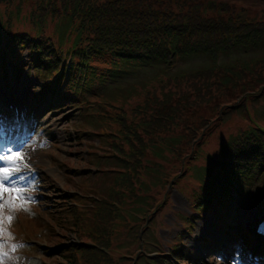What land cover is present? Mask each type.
<instances>
[{
	"label": "rangeland",
	"instance_id": "1",
	"mask_svg": "<svg viewBox=\"0 0 264 264\" xmlns=\"http://www.w3.org/2000/svg\"><path fill=\"white\" fill-rule=\"evenodd\" d=\"M206 1L230 3L229 6L241 10V16L249 21L264 22V0ZM63 2L68 7L69 0H12L6 5L0 4V38H3L0 42L4 37L18 33L48 37L60 47L65 63H68L69 55L65 52L72 45L75 32L73 25L62 18L63 12L59 9ZM40 6L46 8V14L37 29L40 24L37 19L33 24L31 18L42 14ZM51 6L59 10L62 17H52L48 13ZM263 57L264 43L257 49L250 46L232 48L230 52L218 55L216 62L201 54L173 58L169 66L126 67L123 79L92 88L83 83L94 74H79L80 84L75 96L79 100L77 108L67 104L65 98L55 102L46 92L50 84L38 78L31 67H21L16 77L10 73L12 77L6 83L0 78V115L7 119L0 123V140L9 136L7 143L23 149L26 156L23 163L29 167L22 171L35 181L24 192L26 197L30 193L33 198L27 205L30 211L18 209L12 222L6 224L10 233L8 243L20 247L14 252L4 248L2 251L8 252L9 258L4 259L3 264H87L84 255L65 253L68 246L77 250L96 248L104 256L98 264H149L158 258L171 259L172 250L179 247L180 242L190 255L189 264H233L234 261L246 264L242 255L244 242L227 237L225 224L209 219L205 213L196 217L189 200L191 195L198 198L203 194L205 184L209 183L205 180L211 175L209 169L220 159L221 143L252 126L248 120L252 119L254 124L264 128V89L262 95H247L245 103L233 99L216 103L217 108H199V114L212 122L206 128L199 125L190 131L187 135L191 140L190 147L184 144L185 150L178 151L179 157L168 153L162 145L163 134L155 136L159 143L148 149L137 167V174L130 176V190L142 200L141 204L136 203V198L131 199L129 193L124 195V203L119 202L121 197L117 193L121 188L116 192L115 179L129 174L119 162L126 154L114 149L112 142L122 143L114 136L118 126L116 115L123 113L129 118L131 110L144 100L147 92L167 84L170 78L213 64ZM15 58L29 61L25 49L17 51ZM89 66L98 73H109V59L99 62L91 59ZM52 77L53 74L50 79ZM9 103L15 111L8 110ZM48 103L50 107H47ZM240 106L247 110H239ZM122 148L125 150L127 146L122 144ZM252 178L243 175L240 181ZM242 190L243 194H234L229 200V215H234L237 226L245 228V221L249 224L252 214L257 217L264 214V173L242 186ZM103 201L108 203L109 210L113 212V207L125 219L129 216L126 209L140 210L139 213L130 212L138 217L136 223L131 216L125 223L107 221L106 246L98 244L102 235L95 231V213ZM227 203L224 199L223 204L226 206ZM4 213L9 214L7 208ZM186 218L195 221L191 229ZM91 229L97 236L95 240L88 236ZM135 232L139 233V238L135 237ZM202 237L208 240L202 241L205 245L198 244ZM206 243H211L212 248L206 247Z\"/></svg>",
	"mask_w": 264,
	"mask_h": 264
},
{
	"label": "trees",
	"instance_id": "2",
	"mask_svg": "<svg viewBox=\"0 0 264 264\" xmlns=\"http://www.w3.org/2000/svg\"><path fill=\"white\" fill-rule=\"evenodd\" d=\"M10 1L0 0V3L6 5ZM39 8L42 13L39 17H44L46 8ZM59 10L63 12V17L75 24L76 37L69 50L72 62L66 68L69 76L66 96L71 104L77 100V77L85 67L87 73L94 74L86 81V86L90 88L95 85L94 79L100 84L108 77L122 78L127 65L144 67L168 64L174 57L198 54L207 55L214 62L219 54L230 52L232 48L250 46L257 49L264 43L263 21H249L241 16L242 11L237 13L232 6L213 1L69 0L68 7L63 2ZM59 10L51 6L48 13L52 17H62ZM22 49H25L30 64L41 77L44 76L46 83L55 82L63 76L65 64L62 50L46 39H33L24 34L7 38L4 46L0 47V67L3 71L4 65L13 63L9 58L5 60L7 53L8 57L12 56L15 60L14 70H19L15 53ZM74 59L77 60L75 63ZM91 59L96 62L109 59V74L96 75L94 68L88 65ZM52 74L55 77L51 80ZM72 74L76 76L71 78ZM262 89L264 57L260 60L211 65L174 76L167 84L147 92L144 100L131 110L129 118L123 113L117 114L115 121L118 126L114 136L119 137L122 143L113 141L112 147L126 154L119 158V162L125 173L129 174L115 179L118 186L116 192L121 188L117 193L121 197L119 202L124 203L123 197L129 193L131 199L136 198V203H142L130 190V176L137 174V167L148 149L159 143L154 139L155 136L163 134L162 145L168 153L179 157L178 151L185 150L184 144L190 147L191 140L187 139L190 131L196 130L199 125L206 128L212 122L199 114V108H217L216 103L233 99L245 103L247 95H262ZM242 107L239 110H247ZM248 122L252 126L240 130L226 142H220V159L209 169L212 174L210 182L203 188L200 198L196 199L198 210L219 204V199L229 194L232 181L241 174L250 175L255 169H264V128L254 124L252 119ZM122 144L127 146L125 150ZM153 148L157 149L158 146ZM107 204L103 201L95 213V231L102 235L98 237L100 246L107 245V221L125 223L131 216L137 222L138 217L130 212L140 211L138 208L126 209L129 216L126 215L125 219L113 207V212L109 210ZM135 234L138 238V233ZM88 236L92 240L97 238L92 229ZM68 247L71 254L77 250ZM77 253L86 257L87 264H98L100 257L104 258L96 248H82ZM186 261L187 252L176 247L172 250L171 259L158 258L150 264H184Z\"/></svg>",
	"mask_w": 264,
	"mask_h": 264
},
{
	"label": "snow or ice",
	"instance_id": "3",
	"mask_svg": "<svg viewBox=\"0 0 264 264\" xmlns=\"http://www.w3.org/2000/svg\"><path fill=\"white\" fill-rule=\"evenodd\" d=\"M25 159L22 148H17L10 143L0 144V264H3L4 259L9 258L8 252L2 251L4 248H10L14 252L20 247V245L8 243L10 233L7 232L6 224L12 222L13 214L18 209L30 211L27 205L33 200L30 193L27 197L24 195L25 189L35 183L30 174L22 171L29 167L28 164L23 163ZM5 208L8 209L9 214L4 213ZM233 264L236 262L234 261Z\"/></svg>",
	"mask_w": 264,
	"mask_h": 264
},
{
	"label": "bare ground",
	"instance_id": "4",
	"mask_svg": "<svg viewBox=\"0 0 264 264\" xmlns=\"http://www.w3.org/2000/svg\"><path fill=\"white\" fill-rule=\"evenodd\" d=\"M13 107V106H12ZM14 108V107H13ZM259 250H261V249H259Z\"/></svg>",
	"mask_w": 264,
	"mask_h": 264
}]
</instances>
